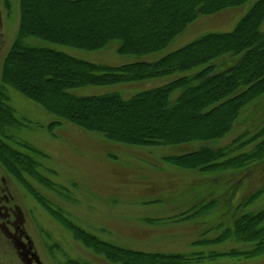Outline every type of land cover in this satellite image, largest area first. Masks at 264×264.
<instances>
[{"label":"trees","instance_id":"obj_1","mask_svg":"<svg viewBox=\"0 0 264 264\" xmlns=\"http://www.w3.org/2000/svg\"><path fill=\"white\" fill-rule=\"evenodd\" d=\"M247 1L19 0V29L1 74L0 162L76 239L110 262L204 264L221 257L263 254L264 209L239 213L231 226L221 221L222 230L217 235L209 237L206 230L205 236L192 242L199 249L189 252L144 251L103 239L70 219L61 206H53L51 198L36 188L30 177L61 196L71 197L69 190L42 172L36 156L45 153L11 134V129L24 126L25 120L12 104L9 89L13 87L59 118L48 125L49 131L67 121L110 140L140 146L223 138L242 109L264 95V0H255L232 30L203 33L153 61L109 65L41 45L32 38L84 50H98L118 41V53L141 57L166 48L199 16ZM226 55L232 60L218 68L215 61ZM177 73L184 74L129 97L120 91L93 95L73 92L89 85L109 86ZM175 92L179 94L173 98ZM164 159L200 172L244 169L264 159V122L253 133H240L221 147L203 146ZM263 194L264 185L249 194L244 204ZM213 197L192 203L171 219L186 221L207 215L220 203ZM228 241L240 246L215 248ZM65 261L93 264L70 256Z\"/></svg>","mask_w":264,"mask_h":264},{"label":"rangeland","instance_id":"obj_2","mask_svg":"<svg viewBox=\"0 0 264 264\" xmlns=\"http://www.w3.org/2000/svg\"><path fill=\"white\" fill-rule=\"evenodd\" d=\"M254 1L249 0L240 6L228 7L210 15H201L190 22L185 30L177 35L166 48L141 57L118 53V41H113L107 47L98 50H84L46 40L32 39L38 40L41 45L109 65H121L139 59L153 61L203 33L232 30ZM0 13L1 84L3 64L19 29V0H0ZM231 58L226 55L216 60L215 64L219 68L220 65H227L226 63L231 61ZM180 74L184 73L109 86L89 85L73 89V92L79 95H93L120 91L125 97H129L137 92L167 83ZM9 93L18 115L25 119L24 126L11 129V134L16 135V140L27 142L45 153L44 156H36L41 162L42 172L57 185H62L66 191L69 190L71 197L61 196L32 177L30 180L37 189L51 198L53 206H61L65 215L70 219L103 239L144 251L189 252L199 249L192 245V242L205 236L206 230H209V237L217 235L222 230V227H219L221 221L225 226H231L233 219L239 213L257 212L264 209V194L250 204H244L249 194L264 185V159L252 162L244 169H226L214 172L183 169L167 163L164 159L166 156L183 154L203 146L221 147L231 142L240 133H253L264 122V95L242 109L239 117L233 123L232 130L223 138L176 145L140 146L110 140L99 132L83 130L67 121H62L60 125L49 131L48 125L59 120L57 116L28 99L13 87H10ZM178 94L179 92H175L172 95L173 98ZM193 179L216 185L213 198L220 199L219 205L214 210L191 221L192 223L194 221L202 222L203 226L194 230L187 227L181 238L168 242L165 248H161L163 245L154 244L170 241L168 236L156 237L154 238L156 241L153 239L144 240L142 237L144 228L141 229L138 226L151 224L154 227L159 225L164 227L168 224L170 226L172 223L184 222V220L176 221L171 218L182 212L179 210L183 206L177 201L193 198L192 188L190 191L186 190L177 195L170 192L166 186L174 181ZM229 180L233 185L230 189V199L228 193H224L228 190H218L219 183L223 184ZM238 186L239 189L251 191L246 193L238 207H234V205L231 206V203L236 201L233 191L238 189L236 188ZM10 190L14 196L11 204H16L23 210L27 229L35 238L45 264H64L66 256L87 260L93 264H120L110 262L103 255L95 253L76 239L73 232L51 215L28 189L5 168L4 163L0 162V196L9 194ZM200 200H206V198L203 196L193 198L191 203ZM186 224L190 223H185V226H187ZM172 243L175 244L172 245ZM228 243L229 241L215 245V248L225 250L226 247L240 246L236 243ZM14 247L13 242L4 236L0 228V264H8L17 260ZM151 247L156 249H151ZM204 264H264V253L252 258L221 257L206 261Z\"/></svg>","mask_w":264,"mask_h":264},{"label":"crops","instance_id":"obj_3","mask_svg":"<svg viewBox=\"0 0 264 264\" xmlns=\"http://www.w3.org/2000/svg\"><path fill=\"white\" fill-rule=\"evenodd\" d=\"M230 181L231 180H229V182H225L223 184H220V183L218 184V190H228L229 191V192L228 191L224 192V193H228L229 199H230L229 194H231L230 189L233 186L230 184ZM215 186L213 184L210 185L209 182L193 179L190 181H185V180L174 181L171 184L167 185L166 187H168L170 189L169 190L170 192H173L177 195H180L181 193H183L186 190L190 191L192 188L191 191L193 193V198H198L200 196H203L205 198V197H208L211 195L214 196V193H215L214 187ZM172 188H175V189H172ZM236 188H238V189H234V191H233V197H234V199H236V201L231 203V206L234 205V207H238L240 201L244 198L246 193L251 191L249 189H239L240 188L239 186ZM217 193H221V192H217ZM188 197L191 198L190 195H188ZM193 198L188 199V200H183V201H177L178 203L181 204V206H183V207H181V209L179 211L186 210L188 208L187 206H190L192 204L191 201L193 200ZM185 205H187V206H185ZM194 220H196V219H194ZM191 221L192 220H187V221L180 222V223H172V224H170V226L168 224V225H165L164 227L162 225H159L158 227H160V228L154 227L151 224H148L145 226H138V227H141V229L144 228L142 230L143 231L142 237L144 240L146 239V241H149L152 239L154 241H156L154 238H156V237L159 238L161 235H165L166 237L168 236V240L170 239V241H166V242H163L160 244H154L156 242L153 243L154 245H158V246L163 245V247H161V248H165V246L168 242L177 240L179 237L181 238V236L186 232L187 227L191 228V230H194V229H197V228L203 226L202 222L194 221L192 223ZM185 223H190V224H188V225L186 224L187 226H185ZM191 230H190V232H191ZM173 244H175V243H172V245ZM151 249H156V248L151 247ZM227 262H230V261H227Z\"/></svg>","mask_w":264,"mask_h":264},{"label":"flooded vegetation","instance_id":"obj_4","mask_svg":"<svg viewBox=\"0 0 264 264\" xmlns=\"http://www.w3.org/2000/svg\"><path fill=\"white\" fill-rule=\"evenodd\" d=\"M12 198L14 196L11 190L9 194L0 196V217L2 219L0 228L4 236L13 242L14 254L17 258L16 261L8 264H45L37 248L35 238L27 229L23 210L18 205L11 204Z\"/></svg>","mask_w":264,"mask_h":264}]
</instances>
